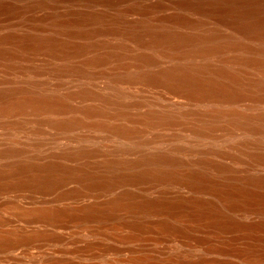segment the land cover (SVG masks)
<instances>
[{
    "label": "bare ground",
    "instance_id": "bare-ground-1",
    "mask_svg": "<svg viewBox=\"0 0 264 264\" xmlns=\"http://www.w3.org/2000/svg\"><path fill=\"white\" fill-rule=\"evenodd\" d=\"M0 264H264V0H0Z\"/></svg>",
    "mask_w": 264,
    "mask_h": 264
},
{
    "label": "rangeland",
    "instance_id": "rangeland-1",
    "mask_svg": "<svg viewBox=\"0 0 264 264\" xmlns=\"http://www.w3.org/2000/svg\"><path fill=\"white\" fill-rule=\"evenodd\" d=\"M250 220H260L261 219V216H253V217H251V218H249Z\"/></svg>",
    "mask_w": 264,
    "mask_h": 264
}]
</instances>
